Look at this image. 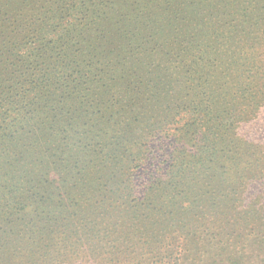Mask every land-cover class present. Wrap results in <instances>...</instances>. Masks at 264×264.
Segmentation results:
<instances>
[{
  "label": "rangeland",
  "instance_id": "1",
  "mask_svg": "<svg viewBox=\"0 0 264 264\" xmlns=\"http://www.w3.org/2000/svg\"><path fill=\"white\" fill-rule=\"evenodd\" d=\"M80 3H85L90 11H99L98 21L102 28L94 35L95 39L86 38L90 40L91 51L100 56L113 53L114 59L119 57L118 61L123 60V53L133 57L129 59L132 77L141 83L135 100L141 105L127 146L133 149L137 145L150 147L154 155L159 156L158 160L154 156L155 160L164 168L169 163L165 161H168L169 149L172 150L171 144L192 152L194 137L212 130L208 134L217 143L215 156L192 163V168L201 167L200 176L202 181L211 184L210 189H206L210 193L196 197L185 196V193L178 195L171 200L168 212L152 211L151 222L142 226L134 214L136 204L121 199L122 193L108 194V187L116 185L117 179L112 182L106 179V185L105 180L96 179V175L91 180L73 171L79 181L65 183V168L75 163L70 154L57 153V158L64 160L53 167L50 166L53 163L51 155L58 141L65 149L63 145L73 147L81 142L80 139H87L89 128L84 130L85 121L92 115L89 112L78 120L73 107H89L96 103L93 101L96 92L88 91L90 93L82 95L81 101H60L66 107L64 117L71 115L78 123L72 133L47 131L24 153L22 163L33 162L29 177L35 178V174L40 177L44 169L48 170L43 180L54 181L52 186L54 191L58 188V204L46 212L41 211L37 220L47 219L38 227L23 231L18 222L4 231L0 247L12 260L23 264H62L68 257L59 258L54 254L61 247L75 249L79 245L84 247V254L89 250L97 262L103 264H120L121 259L131 258L135 248L141 252L157 246L164 253L171 245H180L181 251L193 254L210 253L219 248L226 261L264 264V233L259 229L250 232V219L255 217L253 211H264V111H252L250 105L256 101H250L247 95L236 97L235 101V98L221 95L212 78L219 67L223 70L232 65L235 69H243V60H239L235 52L250 55V45L243 33L248 31L251 19L264 21L261 15L264 14V0H0L1 80L15 82L12 73L22 54L35 42L29 39L34 37L31 31L42 24H51L54 27L48 30L54 42L59 41L60 28L65 24L60 22L61 16L72 18V5ZM58 6L66 9L63 14ZM250 12L254 15L250 16ZM72 20L76 23L80 18ZM89 20L96 22L91 15L79 22L87 24ZM212 60L215 62L204 71ZM204 117L205 120L213 117L222 123L213 121L202 127ZM53 118L52 114L41 112L37 127ZM87 125L92 126L91 123ZM184 131L191 136L187 146L184 139L178 141ZM49 138L51 143H48ZM96 140L82 141L80 144L85 149L77 153L75 160L92 165L104 157ZM162 149L167 152L162 153ZM155 160L142 165L133 174L140 193L154 175L151 173L155 170ZM10 162L11 158L0 159L1 176L4 167L10 168ZM52 169L55 172L50 174ZM13 174L18 178L17 173ZM104 196L106 202L101 201ZM117 198L120 200H111ZM107 222L109 225L105 226ZM92 226L103 229L105 236H91L89 228ZM100 239L102 242H98Z\"/></svg>",
  "mask_w": 264,
  "mask_h": 264
},
{
  "label": "trees",
  "instance_id": "2",
  "mask_svg": "<svg viewBox=\"0 0 264 264\" xmlns=\"http://www.w3.org/2000/svg\"><path fill=\"white\" fill-rule=\"evenodd\" d=\"M57 9L61 10V6ZM64 10L66 9L61 10V14L65 12ZM98 13L99 11L97 13L94 10L90 11L85 3L72 5L70 11L72 18H80L79 21H81L82 18L91 15L96 22L90 23L89 20L87 24L79 21L75 23L71 17L61 16L60 22L64 21L65 24L60 28V39L57 42H54L52 33L48 30L54 26L42 24L41 27L31 31L34 37L29 39H35V42L31 43L22 54L16 71L12 73L15 82L3 81L1 80L3 76L0 75V159L11 158L10 168L4 167L5 171L2 176L0 175V236H3L4 231L18 222L24 229L23 231L38 227L47 219L37 220L41 211L46 212L58 204V188L54 191L52 186L54 181L48 183L43 180L48 170L44 169L40 177H36V174L35 178L29 177L32 174L30 170L33 162L29 160L28 165L23 164L24 153L47 131H59L60 134L72 133L78 123L72 120L71 115L67 114L64 117L66 107L60 101H81L82 95L90 93L88 91L96 92L93 100L96 103L90 104L89 107H73V113L78 114V120L88 115L89 112L92 115L89 121H85L84 130L89 128L87 139H80L81 142H76L73 147L63 145L65 149H62V144L58 141L55 152L51 155L53 163L50 166L53 167H57L56 164L64 160L62 157L57 158V153L71 155V161L75 164L70 165L68 169L65 168L63 175L65 183L79 181L75 178L73 171L91 180L95 179L96 175V179L100 181L104 179L106 185V179L108 182L117 179L116 185L119 186L108 187V194L122 193L121 199L126 198L130 200V203L136 204L134 214L142 226L151 222L149 215L152 211L153 213L168 212L172 207L171 200L178 195L185 193V196L196 197L210 193V190L206 189H210L211 184L206 183L204 179L202 181L201 167L193 166L192 168V163H197L203 157L209 159L212 155L215 156L214 149L217 143L215 138L208 134L212 130L208 129L205 133L194 137L195 141L191 145L192 152L186 151L185 147L180 145L171 144L172 150L169 149L168 161L167 159L165 161L169 163L164 165V168L159 165L161 164L157 161L159 156L154 155L150 147L137 145L133 149L127 146L128 137L131 136L130 132L137 123L138 107L141 104L138 99H135L136 93H140L141 83L136 82L132 77L129 59L133 57L123 53L121 55L123 60L118 61L119 57L114 59L113 53L100 56L91 51L88 44L90 40L87 41L86 38L95 39L94 35L99 28H102L98 21L100 18ZM253 15L254 13L250 12V16ZM261 15L264 17L263 13ZM260 25L262 27H259ZM38 29L40 30L37 31ZM263 29L264 21L254 22L251 19L248 31L243 33V36H247L246 41L250 45V55L243 56L240 51L235 52L237 55L234 53L239 60H243V69H235L232 65H228L223 70L219 67L217 72H213L212 77L221 95L235 98L233 101L236 97L244 98L247 95L250 101H256L250 105L254 112L264 111ZM214 62L212 60L209 65L205 66L204 71ZM132 86L135 87V91ZM51 102L53 104L48 106ZM80 110L82 112L78 113ZM41 112L50 113L54 118L47 120L39 128L37 124ZM208 114L209 111L205 116L207 117ZM96 115H100V118ZM218 120H214L213 117L205 120L204 117L202 127L213 121L222 123ZM89 123L92 126L88 127ZM62 130L65 132H60ZM75 135L77 136V133ZM88 137L94 139L89 140ZM178 138V141L184 139L185 146L191 142L190 134L188 135L185 131ZM95 139H97L96 145H101L100 154L104 152V157L92 165H84L78 159L75 160L77 153L81 154L83 153L82 148L85 149L80 143L84 140L91 142ZM50 140L49 138L48 143H51ZM106 149L109 151L106 152ZM161 152L166 153L167 149H162ZM154 160L157 161L153 164L155 170L151 173L154 175L150 176L146 187L140 193L134 184L133 174L142 165ZM71 167H74L72 171ZM24 170L27 171L26 174L23 173ZM13 172L18 174V178ZM53 172H55L54 169L50 174ZM102 173H104L103 177ZM80 182L83 184L82 179ZM101 201L106 202L105 196ZM145 204L147 206H144ZM253 212H255V217L250 219V232L259 229L264 233V211L256 209ZM108 225V222L105 223V226ZM89 232L94 238H100L104 234L103 229L97 226L90 227ZM25 239L28 240V238ZM98 242H102V239ZM179 246L171 245L164 253H161L157 246L152 249H142L141 252L140 249L135 248L131 258L121 259L120 264H235L231 259L228 261L223 259L219 248L210 253L198 251L193 254L192 251H189L190 253L186 250L181 251ZM54 255L59 258L68 257L63 260L62 264H103L98 263L95 255L89 250L87 254H84L82 245L75 249L61 247ZM13 261L15 263H12ZM0 264L23 263L12 260L1 248Z\"/></svg>",
  "mask_w": 264,
  "mask_h": 264
}]
</instances>
